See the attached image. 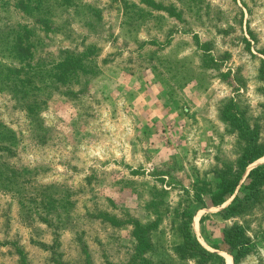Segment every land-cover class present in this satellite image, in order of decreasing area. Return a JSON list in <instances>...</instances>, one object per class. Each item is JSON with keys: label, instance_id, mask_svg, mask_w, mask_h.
Segmentation results:
<instances>
[{"label": "rangeland", "instance_id": "rangeland-1", "mask_svg": "<svg viewBox=\"0 0 264 264\" xmlns=\"http://www.w3.org/2000/svg\"><path fill=\"white\" fill-rule=\"evenodd\" d=\"M263 96L264 0H0V264L127 261L134 219L154 264H196L176 251L184 210L225 264L234 223L238 264H264V184L233 216L244 191L207 195L244 145L224 104L262 138Z\"/></svg>", "mask_w": 264, "mask_h": 264}, {"label": "trees", "instance_id": "trees-1", "mask_svg": "<svg viewBox=\"0 0 264 264\" xmlns=\"http://www.w3.org/2000/svg\"><path fill=\"white\" fill-rule=\"evenodd\" d=\"M22 50L26 51V48ZM30 54L33 53L30 51ZM221 116L233 128L244 145L236 163L238 171H233V168L226 167L224 171L216 173L214 188H210L207 195L212 205H220L225 201L227 195L234 194L238 187L237 190L244 191L242 198H239V195L235 194L229 205L219 210V214L233 216L255 204L260 199V186L264 184V164L257 165L249 170L246 175L247 182L240 183V179L246 167L264 155V135L260 138L259 129L247 122L244 113L235 106L232 100L224 104ZM195 184L196 195H194V198L195 200H201L200 194L209 182L204 178H200L196 180ZM201 184H204V187ZM194 211L184 210L182 219L175 226L179 237L176 251L182 257L189 256L194 258L196 264H225L224 258L221 255L205 249L197 240L191 226V218ZM111 218L115 220L113 224L117 225L120 223L115 216ZM131 233L134 243V253L131 258L121 263L106 261L105 264H154L149 257L145 256L148 250V235L145 226L134 219L132 221ZM223 237V241L228 246V251L233 257L234 264H238V261L251 250L249 237L244 227L238 223H234L224 230ZM56 262L57 264H68L60 260ZM85 262L86 264H91L92 262L88 254L86 255ZM20 264H29L24 254L21 256Z\"/></svg>", "mask_w": 264, "mask_h": 264}, {"label": "bare ground", "instance_id": "bare-ground-1", "mask_svg": "<svg viewBox=\"0 0 264 264\" xmlns=\"http://www.w3.org/2000/svg\"><path fill=\"white\" fill-rule=\"evenodd\" d=\"M195 225H197V223H195ZM195 229H196V227H195ZM225 259H226V264H232V257L229 254H225Z\"/></svg>", "mask_w": 264, "mask_h": 264}]
</instances>
